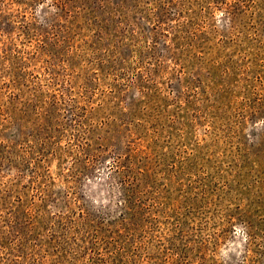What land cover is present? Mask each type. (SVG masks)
I'll list each match as a JSON object with an SVG mask.
<instances>
[{
  "label": "rangeland",
  "instance_id": "1",
  "mask_svg": "<svg viewBox=\"0 0 264 264\" xmlns=\"http://www.w3.org/2000/svg\"><path fill=\"white\" fill-rule=\"evenodd\" d=\"M0 264H264V0H0Z\"/></svg>",
  "mask_w": 264,
  "mask_h": 264
},
{
  "label": "trees",
  "instance_id": "2",
  "mask_svg": "<svg viewBox=\"0 0 264 264\" xmlns=\"http://www.w3.org/2000/svg\"><path fill=\"white\" fill-rule=\"evenodd\" d=\"M125 207V206H124ZM28 214H30V213H27L26 215L29 217V215Z\"/></svg>",
  "mask_w": 264,
  "mask_h": 264
}]
</instances>
